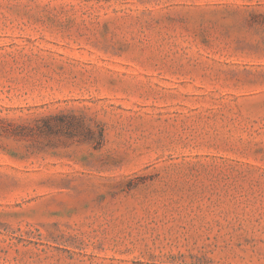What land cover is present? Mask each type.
<instances>
[{"label": "rangeland", "instance_id": "rangeland-1", "mask_svg": "<svg viewBox=\"0 0 264 264\" xmlns=\"http://www.w3.org/2000/svg\"><path fill=\"white\" fill-rule=\"evenodd\" d=\"M0 264H264V0H0Z\"/></svg>", "mask_w": 264, "mask_h": 264}]
</instances>
